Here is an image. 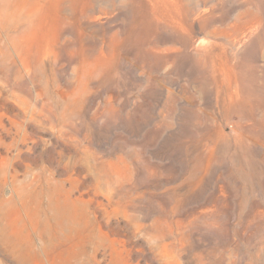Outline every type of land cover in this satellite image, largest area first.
<instances>
[{
  "label": "rangeland",
  "instance_id": "374dc122",
  "mask_svg": "<svg viewBox=\"0 0 264 264\" xmlns=\"http://www.w3.org/2000/svg\"><path fill=\"white\" fill-rule=\"evenodd\" d=\"M0 264H264V0H0Z\"/></svg>",
  "mask_w": 264,
  "mask_h": 264
}]
</instances>
